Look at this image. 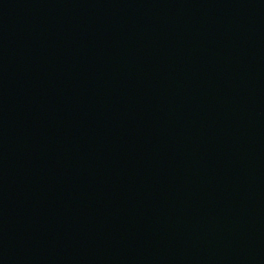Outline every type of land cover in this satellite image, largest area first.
<instances>
[{"label":"water","instance_id":"1","mask_svg":"<svg viewBox=\"0 0 264 264\" xmlns=\"http://www.w3.org/2000/svg\"><path fill=\"white\" fill-rule=\"evenodd\" d=\"M0 264H264V0H0Z\"/></svg>","mask_w":264,"mask_h":264}]
</instances>
